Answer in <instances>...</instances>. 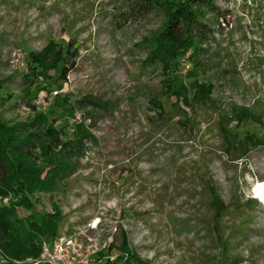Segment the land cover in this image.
I'll use <instances>...</instances> for the list:
<instances>
[{
  "label": "rangeland",
  "instance_id": "1",
  "mask_svg": "<svg viewBox=\"0 0 264 264\" xmlns=\"http://www.w3.org/2000/svg\"><path fill=\"white\" fill-rule=\"evenodd\" d=\"M135 1L0 0L1 95L10 96L0 117L15 125L52 108L57 125L68 123V137L77 121L94 137L61 189L39 195L37 209L58 203L62 230L120 221L106 238L111 260L126 232L132 264H264V198L256 191L264 143H240L248 133L264 141V0H214L220 12L206 15L213 38L175 75L186 86L195 72L212 85L207 102L191 108L167 94L171 74L150 60L164 14L130 19ZM68 41L77 57L66 79L59 70L50 79L25 77L30 53ZM243 109L255 119L229 125L237 139L228 148L222 127L236 113L245 117ZM209 184L226 206L217 226Z\"/></svg>",
  "mask_w": 264,
  "mask_h": 264
},
{
  "label": "trees",
  "instance_id": "2",
  "mask_svg": "<svg viewBox=\"0 0 264 264\" xmlns=\"http://www.w3.org/2000/svg\"><path fill=\"white\" fill-rule=\"evenodd\" d=\"M154 10L161 11L166 22L157 34L150 60L171 74L172 88L167 94L175 96L187 108L201 104L205 99L207 102L213 90L211 83L201 81L195 72H191L188 74L191 80L185 86L177 83L175 75L181 60L188 53L197 56L204 50L203 45L213 38L215 30L206 20V15L220 12L214 0H137L129 4L128 17L133 19V15H144ZM220 14L219 20L225 25L228 11ZM76 57L72 41L65 45L51 42L43 51L29 54L25 77L50 79L51 73L59 70L60 77L66 79L75 67ZM6 83L7 80L0 75V102L10 97L1 95ZM80 103L83 104L84 100ZM74 109H70L72 118ZM247 111H242L245 117L236 113V118L231 117L228 124L222 127L228 148L234 146L233 142L237 139L229 125L234 121L240 123L249 118L255 119ZM52 114L51 108L15 125L0 117V254L5 264H17L16 261L27 264L28 258L40 255L44 240L51 241L58 236L63 221L62 209L53 200L51 211L37 209L39 195H52L61 189L69 173L78 166L73 161L74 157L84 155L86 141L94 139L86 124L79 121L74 124L75 137H68V123L57 125ZM240 143L241 147H251L264 141L248 133L240 139ZM209 189L214 208L213 223L217 226L226 206L213 184H209ZM3 198H8V204L1 200ZM21 211L24 215L20 214ZM223 244L222 249L225 250ZM112 248L113 244L109 243L106 250L99 253L100 259L106 258L103 264H132L135 254L129 251L126 232H123L121 253L114 260L105 254Z\"/></svg>",
  "mask_w": 264,
  "mask_h": 264
},
{
  "label": "built area",
  "instance_id": "3",
  "mask_svg": "<svg viewBox=\"0 0 264 264\" xmlns=\"http://www.w3.org/2000/svg\"><path fill=\"white\" fill-rule=\"evenodd\" d=\"M38 104L48 106L45 99H38ZM73 121L80 119L76 113ZM74 114V115H75ZM98 221L90 222L87 226L73 231L60 229L54 240H44L42 251L36 258H28L27 264H97L99 253L107 246V235L114 234L119 226L118 220L110 221L107 227ZM22 264V261H16Z\"/></svg>",
  "mask_w": 264,
  "mask_h": 264
},
{
  "label": "bare ground",
  "instance_id": "4",
  "mask_svg": "<svg viewBox=\"0 0 264 264\" xmlns=\"http://www.w3.org/2000/svg\"><path fill=\"white\" fill-rule=\"evenodd\" d=\"M256 191L258 195H261L264 198V183L260 184Z\"/></svg>",
  "mask_w": 264,
  "mask_h": 264
},
{
  "label": "crops",
  "instance_id": "5",
  "mask_svg": "<svg viewBox=\"0 0 264 264\" xmlns=\"http://www.w3.org/2000/svg\"><path fill=\"white\" fill-rule=\"evenodd\" d=\"M79 228H82V227H79Z\"/></svg>",
  "mask_w": 264,
  "mask_h": 264
}]
</instances>
